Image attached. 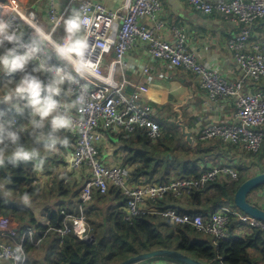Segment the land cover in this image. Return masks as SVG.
<instances>
[{"label": "built area", "instance_id": "obj_1", "mask_svg": "<svg viewBox=\"0 0 264 264\" xmlns=\"http://www.w3.org/2000/svg\"><path fill=\"white\" fill-rule=\"evenodd\" d=\"M60 1L48 0L47 14L51 24L48 32L59 41L54 35L61 27L63 18L73 9H85L95 21L92 43L96 47L93 59L98 64L99 74L105 78L101 80L88 77L82 81L87 86V106L82 113H72L76 130L68 131L74 138L70 168L75 171L86 168L90 173V178L83 186L81 199L89 201L95 191L104 194L109 187L114 186L127 197L126 220L146 212L160 214L174 224H192L198 230L214 236L216 244L220 239L229 237V224L233 216L250 226L264 229V221L229 205L223 206L208 218L200 214L180 213L171 207H157V203L170 194L176 198L189 197L194 190L206 188L217 179L238 180L239 171L232 164L214 165L198 178L175 177L169 182L139 185L131 181V170L128 167L120 163L109 164L99 154V146L107 139L108 131L131 137L139 128H143L155 141L163 136L162 124L153 105L140 97V89L143 88L138 87L133 93L127 92V87L132 82L127 77L126 70L147 73L152 69L150 65L140 66L127 59L129 51L139 41L147 45L152 63L164 60L171 66L184 67L194 72L199 77L201 86L207 90L210 100L235 98L234 121L209 123L202 128L201 140H222L241 150L257 153L264 143V90L245 88L248 80L258 84L264 79V38L251 42L256 22L264 19V0H188L196 10L205 13L220 12L239 25V31L229 41V48L242 74L236 80L226 78L217 69L204 64L196 53L190 52L184 28L175 25L173 39H164L157 32L163 22L155 27L142 22L143 17L156 19L162 9V0H123L118 8H111L103 1L96 0H63L65 6L60 7ZM2 9L10 11L4 19L13 28L24 32L25 41L30 40L34 30L29 23L40 26L37 12L33 9L22 10L19 0H0V10ZM26 25L28 29H25ZM105 47L107 51H104ZM45 56L52 64L70 68L66 62L56 58L50 45L45 50ZM16 120L17 123H22L18 118ZM62 213L72 219V225L57 228L61 236L72 229L81 234L82 238L88 239L91 236L84 208L81 207L78 214L64 210ZM0 224L5 225L0 228V249L22 245L28 257L25 264H28L25 238L28 234H35V227L26 226L22 231V238L17 240L14 218L11 215H0ZM12 263L14 264L13 261ZM219 264L227 263L221 260Z\"/></svg>", "mask_w": 264, "mask_h": 264}, {"label": "trees", "instance_id": "obj_2", "mask_svg": "<svg viewBox=\"0 0 264 264\" xmlns=\"http://www.w3.org/2000/svg\"><path fill=\"white\" fill-rule=\"evenodd\" d=\"M29 64L31 72L35 63ZM20 74L13 79L18 80ZM42 79L46 80V76ZM63 98L69 99L66 96L61 97ZM0 110L7 113L6 118L15 117L22 123L29 118L27 110L24 113H17L11 106L3 105L0 106ZM163 128L165 134L163 133V136L156 141L148 136L146 130L137 131L131 137L119 135L124 142L123 149L127 152V155L121 158L122 166L132 168L130 174L134 183L139 185L163 183L169 182L174 177L198 178L210 168L207 167L210 156L206 155L204 140L198 137L193 147H187L185 141L170 134L166 123L163 124ZM64 135L70 140L68 146H62L66 150L74 144V138L68 133L62 134ZM29 140L28 134H21L22 143H28ZM216 143L224 144L222 140H217ZM176 149H182L184 152L182 153L189 156L179 160L174 155ZM250 155L262 162L264 143L257 153ZM251 165L243 164L240 167L238 180L217 179L206 188L194 190L189 197L176 198L170 194L160 200L157 207L160 209L171 207L180 213L200 214L205 218L225 205L237 207L235 194L240 185L251 177ZM261 170L264 171V163ZM43 172L45 173V170ZM69 175L66 173L61 178L59 174H55L52 181L47 184L51 188L48 195L78 197L81 188L76 190L72 182L65 184ZM3 183L6 184L8 189L6 191L10 193L11 198L9 200L0 198V215L13 216L19 222L22 231L28 225L35 227V234L26 236L25 247L30 252L46 244L44 259L47 264H118L133 255L160 248L177 249L208 264H219L221 260L227 264H259V258L251 253L252 249L260 250L264 260V229L251 226L254 228L253 234L236 236L234 234L236 227L241 222L236 220V216L232 217L229 224V237L220 239L216 244L214 236L198 230L192 224H174L160 214L146 212L126 220L127 197L114 186L109 187L104 194L95 191L98 195L94 196L93 201H78L76 206H71V203L66 204L62 198L53 201L47 197V193L45 196L42 195L39 178L31 162L21 163L18 167L9 164L6 169H2L0 186H3ZM263 186L264 184L257 188ZM25 192L30 198L37 197L39 200L45 198L49 202L53 201L44 209V215L50 220L48 225L40 223L29 206L25 207L17 202ZM112 197L113 202L116 201L115 204L110 202ZM81 207L87 211L91 236L88 239L82 238L75 229L61 236L57 228L72 225V219L66 217L62 210L78 213L77 210Z\"/></svg>", "mask_w": 264, "mask_h": 264}, {"label": "crops", "instance_id": "obj_3", "mask_svg": "<svg viewBox=\"0 0 264 264\" xmlns=\"http://www.w3.org/2000/svg\"><path fill=\"white\" fill-rule=\"evenodd\" d=\"M96 1H103L111 8H118L123 2V0ZM209 1L218 2L221 0ZM19 2L21 3L22 10H35L40 18V26L46 31L50 30L51 24L47 14L48 0H42L40 2L37 0H19ZM59 5L60 7H64L65 2L61 0ZM9 13L10 11L8 9L0 10V18L4 19ZM142 22L150 27H155L159 22H163V26L160 27L159 30L157 29V32L164 39H173V27L175 25L184 28L187 33L188 50L196 53L204 64L213 69H217L223 76L230 80H236L242 76L234 54L229 48V41L239 31V25L232 20L225 18L220 12L215 11L213 13H205L196 10L190 5L188 0H162V9L159 11L156 19L153 20L150 17H143ZM25 29H28L27 25L25 26ZM64 35V27L62 24L54 36L56 39L61 40ZM261 38H264V19H260L256 22L253 28L251 42L258 41ZM3 51L4 48L0 47V53ZM127 59L133 64H140V66H152V69L147 73H142L140 70H126V75L132 82V84L127 87V92L133 93L138 87L143 88V90L140 89V97L153 105L157 117L161 121L164 134L165 130L163 124L166 123V126L169 127L170 131V121H175L182 132L181 127L178 125L179 118H181L182 123L185 124L188 130L192 133L193 142L189 143L183 133H181L183 135V140L178 137L176 138L183 142L185 141L187 147H193L197 138L199 137L200 139V134L204 126L212 122L232 123L234 121V112L236 110L235 98L224 97L215 101L210 100L207 90L201 86L200 79L194 72L184 67L171 66L164 60L152 63L148 54V47L145 43L139 41L133 48H131ZM29 69L30 64L27 66L26 71L30 72ZM17 74L20 73L17 72L15 75L12 74V76H9L4 72H0V88H2L10 79L15 78ZM22 75L23 73L20 74V77ZM39 75H41V78L44 76L43 74ZM258 88L264 90V79L260 80L258 84H253L252 81L248 80L245 90H255ZM62 100L67 99L63 98ZM1 105L10 106L5 103H0V106ZM141 130L145 129L139 128L137 131ZM66 133L70 134L66 131L62 132L61 135ZM170 134H172L171 131ZM106 135L107 139H105L99 146V154L103 158V161L109 164L120 163L122 165L121 158L125 157L127 152L123 149L124 142L121 140L119 136L120 134L108 131ZM204 141L206 142L204 145L207 148L206 155L210 156L207 167L219 164H232L239 171L243 164H252L250 169L251 177L263 172L261 167L264 160L262 162L257 160L252 157L249 152L225 142H223V145H219L216 143V139L213 141ZM36 146L39 147V145ZM72 152L73 145L66 150L61 147L58 152L50 155L41 152V155L46 157L45 164L43 169L36 171V173L42 189H44L43 184L51 182L55 174H59L61 178L66 173L70 174L66 179L65 184L72 182V184L74 183L76 190H80L81 188L78 197L71 195L69 197H57L55 200L62 198L66 204L71 203V206H76L78 201H83L81 199V192L84 184L90 178V173L86 168L80 171H75L70 168L69 164L72 159ZM182 152V149H176L174 155H176L179 160H184L186 156L183 154L184 152ZM172 156L173 155H171V157ZM126 167L132 170L130 166ZM43 170H45V173ZM97 195L98 193L95 192V195H93L91 200L84 202L93 201L95 199L94 196L96 197ZM248 198L249 201L264 209V186L254 189L249 194ZM30 200L31 203L29 207L33 210L35 217L40 223L48 225L50 220L44 215V209L47 204L52 203L54 200L49 202L48 199L42 198V200H39L37 197H32ZM113 200L114 198L112 197L110 202L115 204L116 201L113 202ZM38 203L42 205V208ZM36 205H39L40 207ZM229 206L237 211L240 210L233 205L229 204ZM186 208L188 207L186 206ZM63 210L69 212L65 209ZM78 210L77 212L79 213L80 209L78 208ZM236 220L241 221L237 217ZM14 224L17 231L15 238L20 240L23 236L22 230H20V224L15 219ZM253 232L254 228H252L250 224L241 221L240 224L237 225L234 234L236 236H245L251 235ZM40 243L42 244V242ZM46 247L47 245L43 244L41 247L28 252L29 264H47L44 259ZM251 253L259 258V264H264L260 250L252 249ZM0 264L13 263L7 259H0ZM142 264L182 263L165 258H156L148 260L147 262L145 261V263Z\"/></svg>", "mask_w": 264, "mask_h": 264}, {"label": "clouds", "instance_id": "obj_4", "mask_svg": "<svg viewBox=\"0 0 264 264\" xmlns=\"http://www.w3.org/2000/svg\"><path fill=\"white\" fill-rule=\"evenodd\" d=\"M62 24L65 35L58 41L52 33L29 23L34 35L25 41L23 31L0 18V47L4 48L0 53V72L9 76L23 73L18 80L10 79L0 88V103L10 105L17 113L27 110L29 117L26 122L17 123L15 117L6 118L7 113L0 110V168L31 162L35 171L42 170L46 157L41 152L50 155L68 146L69 137L61 133L76 130L72 113H82L87 106V86L82 81L88 77L105 79L93 59L96 47L92 43L93 17L85 9L76 8L63 18ZM49 45L56 58L70 68L50 63L45 56ZM107 50L105 47L104 51ZM31 62H35V66L31 72L26 71ZM39 74H45L46 80ZM62 96L69 99L62 100ZM22 133L29 135L28 143L21 142ZM3 188L0 186V198L9 200L10 193ZM17 202L29 206L30 195L23 193ZM4 227L0 224V228ZM0 257L14 264H25L28 259L22 245L0 249Z\"/></svg>", "mask_w": 264, "mask_h": 264}, {"label": "water", "instance_id": "obj_5", "mask_svg": "<svg viewBox=\"0 0 264 264\" xmlns=\"http://www.w3.org/2000/svg\"><path fill=\"white\" fill-rule=\"evenodd\" d=\"M178 125L181 127L182 133L186 137V140L189 143H192L193 142L192 133L188 130L187 126L182 123L181 118H179ZM263 184H264V171L244 181L240 185V187L238 188L235 194V205L242 212L247 213L262 221H264V209L249 201L248 196L254 189H256L257 187ZM156 258L175 260L182 264H208L200 259L194 258L177 249H167V248L155 249L152 251L133 255L130 258L118 264H140L142 262Z\"/></svg>", "mask_w": 264, "mask_h": 264}, {"label": "rangeland", "instance_id": "obj_6", "mask_svg": "<svg viewBox=\"0 0 264 264\" xmlns=\"http://www.w3.org/2000/svg\"><path fill=\"white\" fill-rule=\"evenodd\" d=\"M169 123H170V131H171V133L176 135L178 138L183 140V137H182L183 135L181 134L182 132H181L180 128L177 126L176 122L175 121H170ZM185 156L188 157L189 155L185 154ZM2 169H6V168H0V171H2ZM3 186H5L3 188V190H8L7 187H6V184L3 183ZM43 187H44V189H42V195L43 196H45V194L47 192V197H49L51 200H55L58 197V196L48 195V194H50L51 188L48 187L47 184H43ZM38 204L41 205L40 203H38ZM39 205H36V206L40 207ZM41 208H42V205H41ZM142 263H145V262H142ZM142 263H140V264H142Z\"/></svg>", "mask_w": 264, "mask_h": 264}]
</instances>
